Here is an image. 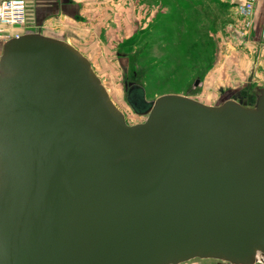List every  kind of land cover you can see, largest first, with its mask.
<instances>
[{"label":"water","instance_id":"water-1","mask_svg":"<svg viewBox=\"0 0 264 264\" xmlns=\"http://www.w3.org/2000/svg\"><path fill=\"white\" fill-rule=\"evenodd\" d=\"M130 126L88 59L29 33L0 57V264L264 259V89L211 107L130 90Z\"/></svg>","mask_w":264,"mask_h":264},{"label":"rangeland","instance_id":"rangeland-1","mask_svg":"<svg viewBox=\"0 0 264 264\" xmlns=\"http://www.w3.org/2000/svg\"><path fill=\"white\" fill-rule=\"evenodd\" d=\"M104 2L107 21L92 23L91 35L81 38L86 42L73 44L91 55L92 69L128 125L146 120L128 103L127 95L134 87L144 89L148 102L178 95L211 107L228 100L244 107L256 106L264 89V68L258 62L256 72L251 71L250 51L258 49L249 43L254 41L250 40L252 24L246 29L248 21L237 18L231 25L220 0H94L92 22ZM26 27L24 31L37 33ZM17 29L24 28H1L0 35L15 34ZM92 36L95 40H90ZM232 50L247 55L246 66L251 72L210 73L217 60ZM183 264L227 263L195 259Z\"/></svg>","mask_w":264,"mask_h":264},{"label":"crops","instance_id":"crops-1","mask_svg":"<svg viewBox=\"0 0 264 264\" xmlns=\"http://www.w3.org/2000/svg\"><path fill=\"white\" fill-rule=\"evenodd\" d=\"M3 0H0V2ZM28 7V17H27V27L26 30H36L37 33L41 32L42 35L50 38L61 39L64 42L70 43L75 47L80 53H82L89 61L92 60L91 55L87 51H83L78 46H75L73 41L84 44L93 30H91V24L97 23L104 24L107 21V8L104 2L102 11L96 20L92 22V13L95 8L94 0H25ZM100 1H97L98 3ZM223 6L224 14L227 17V22L230 21L231 25H235L237 22V15L235 9V3L233 0H220ZM98 4H101L98 3ZM102 5H99V7ZM109 11V10H108ZM114 14L117 10L114 9ZM221 13V12H220ZM94 16V15H93ZM230 24V23H229ZM252 33L250 34L249 42L254 48L250 51V62H253L251 71L256 68V63L260 62L261 66L264 68V0H256L254 15L252 17ZM94 29V28H93ZM24 29H17L15 34H12V38L16 35L29 34ZM250 30V31H251ZM45 31V33H44ZM51 32V33H49ZM78 36L77 38L75 36ZM101 36V35H100ZM81 38H85L84 40ZM95 36L90 37V40H95ZM233 40V39H232ZM5 42L0 41V57ZM230 44H234L233 42ZM231 46V45H229ZM256 49V50H255ZM254 51V52H253ZM93 54V53H92ZM96 58V57H93ZM247 55H243L240 52L232 50L230 54L222 55L220 60L214 64L210 73H245L249 72L250 68H247ZM249 63V62H248ZM250 71V72H251ZM256 70L253 71L255 73Z\"/></svg>","mask_w":264,"mask_h":264},{"label":"built area","instance_id":"built-area-1","mask_svg":"<svg viewBox=\"0 0 264 264\" xmlns=\"http://www.w3.org/2000/svg\"><path fill=\"white\" fill-rule=\"evenodd\" d=\"M255 2L256 0H233L238 19L248 21L246 29L251 25L249 20L254 14ZM27 17L28 7L25 0H3L0 2V29L6 27L24 28L27 24ZM8 35H0V41L6 42L12 39V35ZM18 37V35L15 36V38Z\"/></svg>","mask_w":264,"mask_h":264},{"label":"bare ground","instance_id":"bare-ground-1","mask_svg":"<svg viewBox=\"0 0 264 264\" xmlns=\"http://www.w3.org/2000/svg\"><path fill=\"white\" fill-rule=\"evenodd\" d=\"M19 36H21V35H19ZM15 38V37H14ZM13 39V38H12ZM67 43V42H66ZM69 44V43H68ZM70 45V44H69ZM72 46V45H71ZM264 261V259H261V258H258V261H257V263H259V262H263ZM223 263H226V262H223ZM256 263V264H257ZM227 264H229V263H227Z\"/></svg>","mask_w":264,"mask_h":264}]
</instances>
